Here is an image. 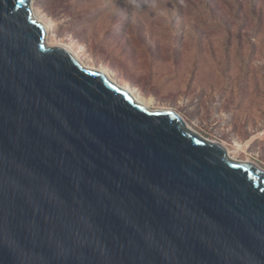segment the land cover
Segmentation results:
<instances>
[{
    "label": "water",
    "instance_id": "obj_1",
    "mask_svg": "<svg viewBox=\"0 0 264 264\" xmlns=\"http://www.w3.org/2000/svg\"><path fill=\"white\" fill-rule=\"evenodd\" d=\"M0 0V264H264V171Z\"/></svg>",
    "mask_w": 264,
    "mask_h": 264
},
{
    "label": "rangeland",
    "instance_id": "obj_2",
    "mask_svg": "<svg viewBox=\"0 0 264 264\" xmlns=\"http://www.w3.org/2000/svg\"><path fill=\"white\" fill-rule=\"evenodd\" d=\"M50 35L150 109L264 171V0H31ZM247 142L244 149L240 147Z\"/></svg>",
    "mask_w": 264,
    "mask_h": 264
},
{
    "label": "bare ground",
    "instance_id": "obj_3",
    "mask_svg": "<svg viewBox=\"0 0 264 264\" xmlns=\"http://www.w3.org/2000/svg\"><path fill=\"white\" fill-rule=\"evenodd\" d=\"M32 9V15L33 17L39 21L45 28V31H46V35L44 37V43L45 45L47 46H59V47H62V48H65L66 50H68L79 62L80 64H82L84 67H87V68H90V69H96L100 72H102L103 74H105L112 82L118 84L119 86H121L122 88L128 90L134 100L139 103V104H142L144 106H149V101H147L145 98H143L142 96H139V94L137 92H135V90L133 88H131L129 85L127 84H119L118 81L115 79V77L106 69V68H100V69H97V68H92V67H88L90 66L88 63L84 62L83 59L81 58V56H79V54L77 52H75V50L71 49L69 46H66L60 42H58V40H55L53 38L52 35H50V26H49V22L47 21V19L45 17H43L42 15H39L35 12V10L31 7ZM148 108V107H147ZM187 126V125H186ZM188 127V126H187ZM191 129V128H190ZM223 146V148L225 149L227 155L229 157H231V151L230 149L223 143H219ZM247 142L244 143L240 148L241 149H244L245 146H247ZM232 158V157H231ZM235 159V158H233ZM249 160V159H248ZM248 160H246V162H249ZM252 163V162H250ZM253 164V163H252ZM255 165V164H254ZM256 166V165H255ZM258 167V166H257Z\"/></svg>",
    "mask_w": 264,
    "mask_h": 264
}]
</instances>
